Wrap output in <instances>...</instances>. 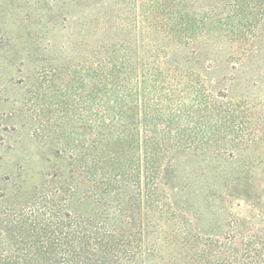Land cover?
Returning <instances> with one entry per match:
<instances>
[{
  "label": "rangeland",
  "instance_id": "374dc122",
  "mask_svg": "<svg viewBox=\"0 0 264 264\" xmlns=\"http://www.w3.org/2000/svg\"><path fill=\"white\" fill-rule=\"evenodd\" d=\"M118 44L129 110L102 97ZM148 129L178 144L159 205ZM89 209L129 248L120 264H196L205 245L210 264H264V0H0V264H83L70 222Z\"/></svg>",
  "mask_w": 264,
  "mask_h": 264
},
{
  "label": "trees",
  "instance_id": "16d2710c",
  "mask_svg": "<svg viewBox=\"0 0 264 264\" xmlns=\"http://www.w3.org/2000/svg\"><path fill=\"white\" fill-rule=\"evenodd\" d=\"M167 42L170 41L168 35ZM169 39V40H168ZM155 42L151 43V52H152V59H157L159 47ZM118 47H112L111 49H105L101 53V58L99 60V70L100 76L102 77V97L104 99V103L111 104V106L120 105L124 101V105L126 106L127 110H129V100H130V93L126 91L124 98L121 96L119 99L115 96L117 93L118 87L119 89L126 88L125 85H122L123 82L127 81V77H130L133 71V63H132V52L131 49L125 47V45L118 44ZM155 69L156 72L151 73L149 63L144 66V73L140 76V85L142 82L146 81L145 77L149 78H158L162 75V67L159 65V61L156 63ZM143 71V70H142ZM122 75V79H119V76ZM131 78V77H130ZM121 81V82H120ZM129 81V78H128ZM145 87H140V90L144 93ZM154 91H157V87H152ZM144 97V96H143ZM144 99V98H142ZM141 99V100H142ZM120 101V102H119ZM103 111H107L105 107ZM101 118V122H103V126H105V132L109 138H111L112 142L109 146H113L116 148H124L125 147V138L127 137L125 134V130L119 131L120 134L115 136L114 130L111 129L112 124L106 125L104 122L108 119H114L113 115L106 114ZM156 113V114H155ZM154 115L155 117H160L161 113L155 110ZM108 118V119H107ZM108 129V130H107ZM145 131V130H144ZM150 134L143 133L141 131L140 138L136 140V146H138V142L142 145V149L145 151L146 155L149 158L148 167H149V185H150V195L152 202L154 204L161 203V195L163 192V186L165 185L162 181L164 172L169 168V165L164 162V160L169 157L170 155L169 150L170 148L178 147V144H168L165 145L162 141V137H160L163 131L158 130V132L153 131L152 129H148ZM153 132L154 135L151 133ZM144 134V137H143ZM115 136L116 139H113ZM105 141V140H104ZM101 145V143H99ZM106 143L104 142L102 145L105 146ZM108 145V144H107ZM108 147V146H105ZM113 151V150H111ZM164 162V164H163ZM92 168V167H89ZM89 170H87L88 172ZM87 190V199H90L93 194L94 190H92L93 185H89ZM97 211L94 209L85 210L81 214H75L72 216V221L70 222L71 228L75 229L76 227L82 225L83 235H84V242L83 246L79 249L81 250L78 252L82 256V263L83 264H120L122 263L124 253L129 252V248L125 244H121L123 247L118 248V242L116 241L117 232L115 228H107L104 226V223H99L96 221ZM128 245V243H127ZM126 246V247H125ZM206 246V245H205ZM205 246H197L195 247V263L196 264H210V250ZM75 250L73 249V253ZM120 252L122 254H120ZM78 253L73 254L74 258H79ZM127 261V260H125Z\"/></svg>",
  "mask_w": 264,
  "mask_h": 264
}]
</instances>
